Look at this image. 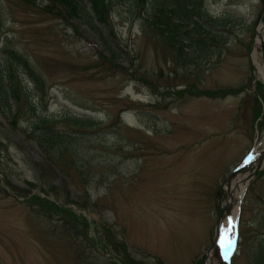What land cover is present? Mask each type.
Segmentation results:
<instances>
[{
    "label": "rangeland",
    "instance_id": "rangeland-1",
    "mask_svg": "<svg viewBox=\"0 0 264 264\" xmlns=\"http://www.w3.org/2000/svg\"><path fill=\"white\" fill-rule=\"evenodd\" d=\"M77 3L72 15L47 13L46 0H0V56L21 55L43 90L15 62L28 93L16 123L0 108V264H224L232 228H216L223 185L264 122L254 65L264 58V14L254 32L263 0H202L227 33L183 63L156 35L154 6L111 0L110 26L93 28L86 1ZM66 115L98 125L69 127L58 121ZM46 116L75 131L53 166L30 134ZM27 182L74 202L88 226L73 221L69 231L59 211L24 202ZM237 223L229 264H264V166L246 185Z\"/></svg>",
    "mask_w": 264,
    "mask_h": 264
},
{
    "label": "trees",
    "instance_id": "trees-1",
    "mask_svg": "<svg viewBox=\"0 0 264 264\" xmlns=\"http://www.w3.org/2000/svg\"><path fill=\"white\" fill-rule=\"evenodd\" d=\"M47 4L44 6V10L49 12H55L58 10L65 11L66 14L75 15L79 8L77 0H46ZM90 12V19L92 21L93 28L98 26H110V10L111 0H85ZM133 4H146L155 7V11L151 16V24L157 30V36H163L165 45L168 50L173 53V57H177V61L182 63L188 60H195V54H200L206 50L209 44L218 43L226 36L227 31L219 24L221 19L213 17L207 14L202 6V0H131ZM163 18V19H162ZM101 41L107 45L108 41L106 37L100 34ZM112 51L111 55H116L115 50L108 46ZM17 62L23 69V74L33 83L34 89L42 94V80L40 76L28 65L27 61L13 49H8L4 56H0V108L4 114V118L8 120L10 124L16 123V119L19 118L20 112L18 110V104L20 97L24 100L27 97L28 91L21 85L19 69L15 67ZM189 62V61H188ZM182 66V65H180ZM256 85L263 89L260 83ZM189 90L186 88L175 89L171 93L179 95ZM236 90L230 89L226 92L231 93ZM198 94V93H195ZM217 91L203 90L198 96H216ZM262 97L263 93H262ZM58 120V119H56ZM52 117L37 118L31 128V139H33L45 160L50 165H55L59 161V157L62 154V149L58 147L63 140H69L73 137L71 129L60 131L55 128L56 123L64 122L69 127H91L97 126L96 119H92L88 116H75L66 115L63 119L56 121ZM74 129H77L73 127ZM52 151V152H49ZM55 151V152H54ZM57 156L54 159V156ZM3 184H7V181L3 177ZM30 186V191L24 194V202L27 203H39V205L47 209H55L60 212L61 226L67 227L70 231L73 221L82 223L85 227L88 226V222L80 214H74L70 205L74 202L69 201L68 205L58 204V199L53 193L50 196L48 192L42 189L38 190V193H31L34 190L32 183L27 182ZM43 194L44 196H40ZM22 196V195H21ZM49 197V198H48ZM40 208V207H39ZM44 208V209H45ZM42 209L43 211L47 209ZM44 213V212H43ZM48 216L50 214L46 213ZM72 230V229H71ZM75 231L74 229L72 232ZM94 232V230H93ZM92 239V236H88ZM193 264H202L201 261H196Z\"/></svg>",
    "mask_w": 264,
    "mask_h": 264
},
{
    "label": "bare ground",
    "instance_id": "bare-ground-1",
    "mask_svg": "<svg viewBox=\"0 0 264 264\" xmlns=\"http://www.w3.org/2000/svg\"><path fill=\"white\" fill-rule=\"evenodd\" d=\"M261 27V24L257 25V31ZM261 37H255V42L258 44L259 39ZM255 46V45H254ZM255 49V48H254ZM254 58V57H253ZM252 58V59H253ZM262 64V63H261ZM255 68L256 74L259 76L264 84V74L262 70V66H260L255 61ZM256 146L253 148V157L245 163L241 168L236 171H233L232 174L227 178L226 182H224L223 189L226 192V198L222 201L221 204V214L219 217V221L216 225L218 230H223L226 227L230 226V222L232 221L234 210H235V196L242 190V183L241 180L245 177V175L250 171V169L254 166L257 155L264 149V122L263 128L261 131V137L257 142ZM264 161V159H263ZM223 241L225 242L226 239L224 238ZM210 253V251H209ZM221 264V263H220Z\"/></svg>",
    "mask_w": 264,
    "mask_h": 264
},
{
    "label": "water",
    "instance_id": "water-1",
    "mask_svg": "<svg viewBox=\"0 0 264 264\" xmlns=\"http://www.w3.org/2000/svg\"><path fill=\"white\" fill-rule=\"evenodd\" d=\"M264 14V0H263V4H262V7L256 17V20H255V23L258 24L259 21L261 20V17L263 16ZM255 33H257V30H254ZM259 48H260V51L261 53L264 55V47H263V44L261 43V39H260V45H259ZM262 69H263V74H264V58L262 59ZM253 157V154L250 152L248 153L244 158L243 160L241 161V163L234 169V171L238 170L239 168H241L249 159H251ZM264 149L257 155V158H256V161H255V164L254 166L250 169V172L241 180V182H246L244 184V187L243 189L245 188V185L250 181V179L254 176L255 172L257 170H259L264 161ZM240 196L241 194L238 193V198H237V202H236V207H237V210H238V206H239V201H240ZM76 213H81L82 215H84L83 212L81 211H76ZM236 216L235 215V218H234V221H233V226H234V230L236 229ZM224 264H229V259L227 257L224 258Z\"/></svg>",
    "mask_w": 264,
    "mask_h": 264
}]
</instances>
